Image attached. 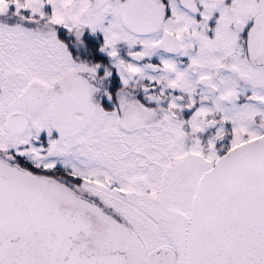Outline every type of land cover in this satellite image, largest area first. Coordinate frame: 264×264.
I'll return each instance as SVG.
<instances>
[{
  "label": "snow or ice",
  "instance_id": "obj_1",
  "mask_svg": "<svg viewBox=\"0 0 264 264\" xmlns=\"http://www.w3.org/2000/svg\"><path fill=\"white\" fill-rule=\"evenodd\" d=\"M0 264H264V0H0Z\"/></svg>",
  "mask_w": 264,
  "mask_h": 264
}]
</instances>
